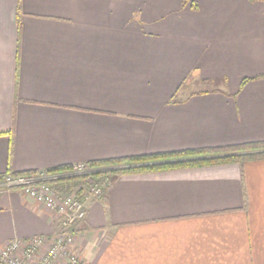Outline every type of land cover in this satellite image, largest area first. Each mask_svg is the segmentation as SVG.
I'll return each instance as SVG.
<instances>
[{
    "label": "crops",
    "instance_id": "1",
    "mask_svg": "<svg viewBox=\"0 0 264 264\" xmlns=\"http://www.w3.org/2000/svg\"><path fill=\"white\" fill-rule=\"evenodd\" d=\"M249 143H264V0H0V176ZM107 187L74 226L83 264H264V159ZM58 231L0 185V253Z\"/></svg>",
    "mask_w": 264,
    "mask_h": 264
},
{
    "label": "built area",
    "instance_id": "2",
    "mask_svg": "<svg viewBox=\"0 0 264 264\" xmlns=\"http://www.w3.org/2000/svg\"><path fill=\"white\" fill-rule=\"evenodd\" d=\"M90 172L92 170L82 164L73 166L68 174L40 172L29 177H16L12 174L6 176L1 186L19 189L25 196L51 210L56 215L59 231L50 238L38 237L24 243L19 240L10 242L0 253V264H58L59 261L63 264H83L75 251L78 236L74 226L87 219V200L103 198L106 192L100 184L91 180L86 200H82L76 195H60L47 182ZM45 244H48V248L45 254H41Z\"/></svg>",
    "mask_w": 264,
    "mask_h": 264
},
{
    "label": "trees",
    "instance_id": "3",
    "mask_svg": "<svg viewBox=\"0 0 264 264\" xmlns=\"http://www.w3.org/2000/svg\"><path fill=\"white\" fill-rule=\"evenodd\" d=\"M247 81L244 80V86ZM182 102L179 97L173 98V103ZM264 159V143H249L239 146L222 148L191 149L178 152L156 153L113 160L94 161L87 164L92 170L89 174L67 176L48 181L62 196L76 195L86 200L90 189V182L100 184L106 192L108 184L118 177L139 175L161 171L184 170L220 166L226 164H240L247 161ZM73 167H59L48 170L49 174H68ZM37 172L17 174L16 177H29ZM6 176H0V185ZM86 193V194H85Z\"/></svg>",
    "mask_w": 264,
    "mask_h": 264
},
{
    "label": "rangeland",
    "instance_id": "4",
    "mask_svg": "<svg viewBox=\"0 0 264 264\" xmlns=\"http://www.w3.org/2000/svg\"><path fill=\"white\" fill-rule=\"evenodd\" d=\"M189 83H190L189 86H190V88H191L192 91H197V90H207V89H212V88H215V87L222 88V87L224 86L222 82H220V83H216V84L208 83V84H205V86H195V85H194L195 82H194L193 79L190 80ZM181 90H182V89H181ZM187 90H188V88L185 87L183 93H187V92H188ZM177 97H180V96H177ZM44 254H45V252H44Z\"/></svg>",
    "mask_w": 264,
    "mask_h": 264
}]
</instances>
